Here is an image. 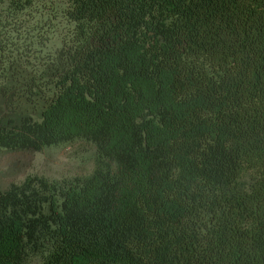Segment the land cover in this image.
Wrapping results in <instances>:
<instances>
[{
	"label": "trees",
	"instance_id": "trees-1",
	"mask_svg": "<svg viewBox=\"0 0 264 264\" xmlns=\"http://www.w3.org/2000/svg\"><path fill=\"white\" fill-rule=\"evenodd\" d=\"M36 12L0 0L7 103L37 116L0 122V148L80 139L99 163L64 188L30 179L0 196V264H264V0ZM59 19L62 48L38 70L29 57Z\"/></svg>",
	"mask_w": 264,
	"mask_h": 264
},
{
	"label": "rangeland",
	"instance_id": "rangeland-1",
	"mask_svg": "<svg viewBox=\"0 0 264 264\" xmlns=\"http://www.w3.org/2000/svg\"><path fill=\"white\" fill-rule=\"evenodd\" d=\"M64 2L65 0H34V5L40 13L47 6L51 7L52 5L62 9ZM39 13L35 14L39 16ZM53 26L55 27L48 34L45 43L36 44L32 57H29V62L36 64L38 70L47 55L55 54L62 48L66 22L59 19ZM29 71H32V68ZM6 86V83L0 79V122L7 124L10 121H15L17 123L22 113L34 115L37 118L33 108L27 104L22 105V111L19 113L15 114L11 110V106L7 102L11 99L13 91L8 95L5 92ZM13 102L17 103L15 98H13ZM38 106L40 108L41 105ZM98 163L97 147L92 142L80 139L48 147L40 152L9 151L0 148V196L13 186H21L30 179H42L64 188L78 180L90 177L95 172ZM43 258L42 253L31 252L27 264H42Z\"/></svg>",
	"mask_w": 264,
	"mask_h": 264
}]
</instances>
